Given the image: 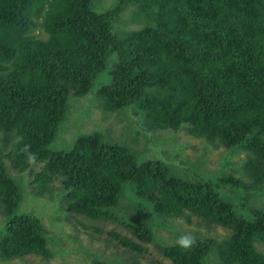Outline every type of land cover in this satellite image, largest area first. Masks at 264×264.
<instances>
[{
    "label": "trees",
    "instance_id": "obj_1",
    "mask_svg": "<svg viewBox=\"0 0 264 264\" xmlns=\"http://www.w3.org/2000/svg\"><path fill=\"white\" fill-rule=\"evenodd\" d=\"M129 7L143 26L115 34V20ZM37 28L47 38L35 37ZM112 55L117 57L110 80L98 92L107 110L140 105L149 129L188 127L192 135L226 148L246 147L253 155L247 163L251 184L234 177L183 179L162 162H139L129 148L100 132L80 135L68 150L51 149L70 100L91 94ZM35 165L43 168L31 185L39 194L57 195L63 212L96 222L118 218L150 244L154 237L144 212L130 215L142 218L136 224L120 219L125 215L120 197L132 190L163 217L188 212L230 229V238L218 247L224 264H264L257 248L264 246V212L252 211L246 219L219 194L234 191L244 200L249 189L264 185V0H115L105 12L96 11L93 0H0L4 261L52 255L49 245L56 239L38 216L19 210L25 188L11 174ZM54 182L61 188L54 189ZM106 234L127 253L145 252L128 238ZM211 250L204 240L187 248L161 247L172 264H206ZM104 259L95 264H108Z\"/></svg>",
    "mask_w": 264,
    "mask_h": 264
},
{
    "label": "rangeland",
    "instance_id": "obj_2",
    "mask_svg": "<svg viewBox=\"0 0 264 264\" xmlns=\"http://www.w3.org/2000/svg\"><path fill=\"white\" fill-rule=\"evenodd\" d=\"M93 1L98 12H105L115 3V0ZM133 10L135 7L127 8L121 18L114 21L115 34L143 26L140 21L133 20ZM33 35L41 39L47 38L41 28L34 30ZM116 57L117 55H112L107 70L97 77L91 94L70 100L67 117L51 149L68 150L80 135L100 132L106 140L118 141L129 148L139 162H162L172 174L183 179L201 182L234 177L240 182L251 184L247 163L253 155L246 147L226 148L218 140L192 135L188 127L180 131L149 129L140 105L121 112L107 110L99 99L98 92L108 84L109 71ZM42 168L43 165H35L22 174L11 169V174L20 177L25 188L24 202L19 210L21 208L22 212L38 216L50 236L56 239L49 245L52 255L49 259L36 257L31 260L4 261L0 258V264H95L104 258L108 260V264H172L161 253V247L178 244V238L183 234H190L194 237V242H211L212 250L206 264H224L218 256V247L230 238V229L210 225L188 212L177 218L163 217L155 212L154 205L149 200L137 197L134 191L125 189L120 197L125 215H121L120 219L127 224H136L142 218L136 214L130 219L132 213L144 212L149 217L147 222L154 238L152 243L144 244L118 218L96 222L63 212L64 205L61 206L57 195L51 190L46 194H39L41 191L37 188L34 190L31 185L34 174ZM60 186V183L54 182L53 188L60 189ZM219 194L223 200L233 205L238 215L246 219L252 218V211L264 212V185L249 189L244 200L234 191L221 190ZM120 203L115 208L116 216L120 213ZM4 222V216L0 215V230ZM108 231L132 240L145 252H125L116 240H109L106 234ZM257 248L264 253V246L258 244Z\"/></svg>",
    "mask_w": 264,
    "mask_h": 264
},
{
    "label": "clouds",
    "instance_id": "obj_3",
    "mask_svg": "<svg viewBox=\"0 0 264 264\" xmlns=\"http://www.w3.org/2000/svg\"><path fill=\"white\" fill-rule=\"evenodd\" d=\"M24 150L27 151V146ZM29 160L31 162H34L33 157L31 155H29ZM177 243L179 244V246L184 248L190 247L192 243H194V237H192L190 234H183L178 238Z\"/></svg>",
    "mask_w": 264,
    "mask_h": 264
}]
</instances>
